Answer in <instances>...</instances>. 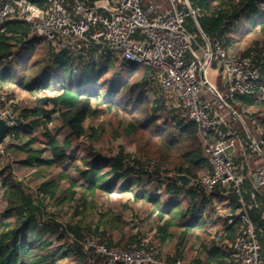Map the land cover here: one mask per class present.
<instances>
[{
  "label": "trees",
  "instance_id": "obj_1",
  "mask_svg": "<svg viewBox=\"0 0 264 264\" xmlns=\"http://www.w3.org/2000/svg\"><path fill=\"white\" fill-rule=\"evenodd\" d=\"M188 1L192 9L200 10L198 23L213 44L219 41L225 49H230L244 37L256 32L264 34V0ZM188 19L197 30L193 18L189 16ZM242 22L246 28L243 34L239 31ZM24 48H27V61L22 63L18 54ZM252 54L261 68L260 84L264 87L262 41H255L239 56ZM136 67L120 61L108 50L99 52L92 49L84 55L56 53L46 39L33 36L28 25L17 21L0 22V85L16 84L28 91L44 88L57 93L54 97L42 99L39 107L33 110L24 109L21 114L30 122L14 130L17 139L22 130L24 137H31V143L14 149L16 153L27 154L28 168L42 171L60 169L70 159L69 149L73 141L86 136L87 121L105 108L129 118V131L134 135L135 144L134 153L127 154L122 149L115 156L103 157L94 151L97 149L98 131L92 129V135L86 141V152L93 151V157L83 159L81 166L75 165L84 189V195L75 208V215L82 214L84 218L76 225L46 220L44 215V202L58 196L61 182L68 180L69 176L62 173L59 180L43 182L38 189L42 197H37L27 194L23 183L11 173L6 175L3 187L8 205L0 220V264H64L58 263L64 258H69L65 264H105V255L98 254L96 247L91 246L90 253L84 250L85 244L93 238L108 252L139 249L150 253L160 264H187V249L193 245L194 233L201 229L207 236H212L210 229L219 224L218 241L211 242L213 246L209 250L204 246L199 249L195 262L188 264H235L229 254V244L241 232L242 213L237 214L242 208L241 198L251 206L248 214L262 246L261 260L264 264V194L255 193L253 199L251 193L243 192V188L241 195L231 189L227 198L229 203L225 207L230 208L235 223L231 224L230 217L219 214L214 198L223 197L226 190L218 185L215 193L207 195L197 183L211 172L198 125L188 118L182 107L173 105L155 79L153 70ZM12 68H15L14 73L10 72ZM53 80L57 83L54 87L51 86ZM230 100L232 108L245 110L254 107L256 113H246L248 121L243 120L248 125L251 118H257V129L263 141L260 148L264 153V99L237 94ZM48 105L52 106L50 111L45 109ZM55 121L58 123L55 131L47 130ZM40 127L44 128L47 145L42 151L31 146L37 140L34 133ZM59 131L65 133L63 142L56 138ZM11 148L9 150L14 151ZM42 155L46 157L40 159ZM254 155L260 157L258 153ZM172 173L188 175L192 179L190 186H181L170 177ZM73 180L70 181L71 187L75 185ZM245 188L252 190V182H245ZM97 192L108 195L131 193L140 207L138 216L141 222L156 215L159 224L155 227L154 239L160 246L170 243L177 249L187 244L188 248L176 251L166 261L161 258L162 253L155 255L150 250L152 243H144L145 233L141 230L133 233L129 229L132 224L123 215L129 204L123 203L122 199L106 205L98 213L95 229H89L88 235H84L79 224L89 217L86 213L87 196H94ZM71 194L73 197L76 193ZM143 213L145 215L141 217ZM10 219L13 221L8 222ZM57 235L60 245L56 251H51ZM204 252L207 258L203 263L199 256Z\"/></svg>",
  "mask_w": 264,
  "mask_h": 264
},
{
  "label": "built area",
  "instance_id": "obj_2",
  "mask_svg": "<svg viewBox=\"0 0 264 264\" xmlns=\"http://www.w3.org/2000/svg\"><path fill=\"white\" fill-rule=\"evenodd\" d=\"M171 4L172 9L161 14L163 5L155 1L145 10L142 0H0V22L17 21L28 25L31 34L46 39L56 53L84 55L92 49L108 50L120 61L153 70L166 96L172 102L178 100L175 106L182 107L188 118L198 125L211 167V172L197 181L200 189L212 195L217 186L222 185L226 190L222 201L227 203L229 191L235 189L241 195L244 182L232 157L235 140L238 139L236 142L243 150L264 157L260 148L263 141H258L237 112L226 107L223 96L211 84L209 71L213 69V48L218 58L216 69L218 74H223L229 99L237 94L264 99L261 68L254 54L241 57L225 49L219 41L213 44L202 34L204 44L201 46L196 36L185 28L187 18L197 19L200 10L192 9L187 0H171ZM150 14L155 16L151 18ZM193 44L199 46L200 52ZM203 73L206 82L202 80ZM210 95L219 101L218 108ZM8 104V95L0 93V120L9 127L7 138L0 136V158L6 156V143L15 136L14 130L27 124ZM223 107L226 110L221 109ZM244 111L251 115L256 113L254 107ZM232 116L242 123L247 142L243 143L238 132L233 131L229 122ZM250 122L258 126L257 118H251ZM259 181L264 185V172H260ZM260 194H264V190ZM255 197L254 193L252 198ZM240 202L242 208L237 214L242 213L241 232L229 244V254L235 264H262V246L256 228L245 201L241 198ZM228 217L231 224L235 223L233 215ZM94 247L98 254L105 255V264H160L142 251L117 249L108 252L105 247Z\"/></svg>",
  "mask_w": 264,
  "mask_h": 264
},
{
  "label": "rangeland",
  "instance_id": "obj_3",
  "mask_svg": "<svg viewBox=\"0 0 264 264\" xmlns=\"http://www.w3.org/2000/svg\"><path fill=\"white\" fill-rule=\"evenodd\" d=\"M147 1L148 0H142V7L147 10ZM150 2H157L161 3L163 5V10L160 12L161 14L165 13L166 11H169L172 9L171 0H149ZM147 3V4H146ZM178 7L183 8V5L177 4ZM159 13V14H160ZM151 18H153L155 15L150 14ZM194 20V19H193ZM195 22V21H194ZM196 24V23H195ZM241 24V23H240ZM241 28L239 29L240 33H244L246 31V28L243 26V22L241 25H239ZM243 26V27H242ZM185 28L192 34L196 36L197 42L202 46L204 44V40L202 38V35L200 31L195 30L194 26L190 22V20L187 18V21L185 23ZM241 34V35H242ZM245 38V39H244ZM240 40H238L234 46L229 47L230 50H232L235 54L241 55V53H244L247 51V49L255 42V41H262L264 43V34L262 32H256L254 35L249 37H244ZM193 48L200 52L199 46L196 44H193ZM215 50L216 48H213L214 51V59H213V69L209 71V80L212 85L216 86L219 93L223 96V101L227 103H231V100L229 99L227 95V91L224 88V78L223 74H218L217 72V64H218V58L215 56ZM26 53L27 48H24L21 50V52L18 54L20 57H18V60L20 62H26ZM256 54V52H253ZM187 57L190 59L191 54L189 53ZM138 67H136L137 69ZM15 68L10 69L11 73H14ZM56 82L53 80L51 83V86H56ZM0 93H6L8 95V106L13 109V111L19 115V117L22 116V112L24 109H35L36 107H39V103L42 99L45 97H54L57 95L56 92H51L50 89H44V88H35L34 91H28L26 89H23L19 87L16 84H7V85H0ZM210 99L215 102V106L219 107V101L214 96L210 95ZM175 106L178 104L177 101L172 102ZM222 103V102H221ZM237 113L246 121H248V117L246 116L245 111L241 107H235L233 106ZM47 111H50L52 109L51 105H48L45 107ZM223 110H226L225 107L221 108ZM25 119V118H24ZM231 120L234 121L233 125L230 123L231 127L233 128V131L238 132V134L241 137V140L244 142H247L246 136H245V130L240 122L239 119H236L235 117H231ZM230 120V121H231ZM27 124L30 122V120L25 119ZM239 121V123L237 122ZM258 141L262 140L260 135V130L257 129L258 127L252 125L251 123L248 124ZM23 127V126H22ZM56 127H58L57 121L50 124L47 128V130H50L51 132H54ZM86 131L87 134L85 137H83L81 140L73 141V148L69 149L70 159H68L60 169H49L47 171H42L38 168H28L26 166L27 163V154L22 153H16L14 149H17L23 144L31 143V137H24V130L20 131L19 138L17 139L15 136L8 139L6 143V156L0 158V220L3 219L5 211L7 209V201L4 198L5 188L3 187V180L11 173V175L17 180L23 183V185L26 187L27 194H31L37 197H42V195L38 192V189L40 185L43 182H46L48 180H59L60 174L64 173L66 176H69L68 180H63L61 182V188L59 189L58 196L49 199L44 202V209H45V218L46 220H54L56 222L62 223V224H75L78 221L83 220V215L78 214L75 215V208L78 205V200L81 198V196L84 195V189H83V181L80 178V174L77 172L75 165L81 166L83 164L82 160L87 158H92L93 151L86 152V141L87 139L92 135L93 130H97L98 135V143L96 145L97 149H94V151H98L101 153L103 157H109V156H115L121 152L122 149L127 154L134 153L135 151V144H134V135L131 134L129 131V118L124 114H119L113 110H109L107 108L103 109L101 112L99 111L98 115L96 117L90 118L86 125ZM243 129V130H242ZM35 137L37 138L36 142H33L31 146H33L34 150L42 151L47 147L46 145V138L44 136V128L40 127L35 131ZM65 133L62 131H59L56 135V138L63 142L65 139ZM238 145V142H236ZM239 146V145H238ZM12 147L14 151L9 150V148ZM95 147V146H93ZM251 151V150H250ZM253 155V154H252ZM46 155H42L41 158H45ZM239 160V159H238ZM237 160V161H238ZM238 164H240V161L236 163V166L238 168ZM241 168V167H240ZM11 169V170H10ZM107 169V168H106ZM105 170V168H103ZM75 179V181L73 180ZM73 180L75 182V185L71 187L70 181ZM69 181V182H68ZM71 190V191H69ZM71 192H75L76 194L72 197ZM118 199H122L123 203L129 204L128 208H125L124 211V218L129 221L132 226L129 229L133 230V233H137L138 230H141L145 233V239L144 243L146 245L152 243L153 246H151L150 250L154 254L157 255L158 253H162L161 258H163L165 261L168 260L170 255H174L176 251L181 252L184 251L187 247V244L181 245L179 248L175 249V244H166L164 246H160L155 241V227L158 226L159 221L156 218V215L151 217L148 220H145L144 222L140 221V217L138 216L140 214V207L134 202L133 196L131 193H124V194H118V193H111L110 195L106 193L97 192V194L87 196V204H88V212H86L89 217H87L86 220L83 221V223L79 224L80 228H82V231L84 235H88L89 229L94 230L96 223L98 221V213L102 212V209L106 207V205H110L112 202H115ZM225 202L222 201V204L218 205L216 209L218 210L219 214L222 215L223 212V204ZM222 206V207H221ZM221 207V210H220ZM144 213L141 215V217H144ZM13 221V219L8 220V222ZM211 227V225H209ZM221 225H217L215 228L212 227L210 229L209 236L206 235V233L203 230H198L194 233V237L192 236L193 245H189V251L188 255L186 256V262L187 264L192 262L194 263L196 258L199 254V249H203L204 247H207L209 250L213 244L211 242H217L220 238L219 234L217 233V229L220 228ZM128 230V229H127ZM131 232V231H130ZM59 235L55 237L52 243L51 251H56L57 248L60 245V242L57 240ZM200 238V239H199ZM94 239V240H93ZM88 243L85 244V252L90 253V247L91 246H98L95 241L96 239L93 238ZM210 243V244H209ZM204 246V247H203ZM187 247V248H188ZM130 251V250H128ZM132 251H142L145 254L150 253L144 251V250H132ZM154 258V257H153ZM200 260L205 262L207 255L204 252L199 256ZM155 259V258H154ZM156 260V259H155ZM69 261V258H64L63 260H58V263H67ZM158 261V260H156ZM185 264V263H184ZM215 264V263H213ZM228 264H233L228 263Z\"/></svg>",
  "mask_w": 264,
  "mask_h": 264
},
{
  "label": "crops",
  "instance_id": "obj_4",
  "mask_svg": "<svg viewBox=\"0 0 264 264\" xmlns=\"http://www.w3.org/2000/svg\"><path fill=\"white\" fill-rule=\"evenodd\" d=\"M149 3H150V1H148V4ZM224 88H225V86H224ZM225 103L227 104L226 107L233 109L231 107V105H229V103H227V102H225ZM230 120H231V118H230ZM229 122L232 123V125L234 123L233 120H231ZM237 122L239 123V121H237ZM224 130H226V129H224ZM237 140L238 139L235 140V149H234V153H233L232 157H233V161H234L235 166H236V163L238 161H240V164H238V168L236 167V169H237L239 176L244 178V182L242 184L243 192L245 191L247 193H251L252 196L254 193L260 194V192H262L264 190V185H262L259 181L260 172H262V173L264 172V157L262 155H259L260 157H258L257 155H254V153H251L249 150H246V149L243 150L241 147H239L237 145V143H236ZM245 172H246V175H244ZM257 174H259V175H257ZM255 177L257 178L256 181H255ZM247 181L252 182V186H253L252 190L245 188V182H247ZM215 199H216V202H214L215 207H217L219 204L220 205L222 204V199H223L222 196L215 197ZM228 203L229 202L227 201V203L223 204V212H226V213H222V216H228L230 214V208L225 207L226 205H228ZM245 203H246V201H245ZM221 207H220V210H221ZM247 208L249 210L251 208V206L247 205ZM225 243L229 244L227 241Z\"/></svg>",
  "mask_w": 264,
  "mask_h": 264
},
{
  "label": "water",
  "instance_id": "obj_5",
  "mask_svg": "<svg viewBox=\"0 0 264 264\" xmlns=\"http://www.w3.org/2000/svg\"><path fill=\"white\" fill-rule=\"evenodd\" d=\"M188 1V0H187ZM189 2V1H188ZM195 23H196V26L198 28V30L200 31V33L206 37L203 33V31L201 30L200 28V25L198 23V20L197 19H194ZM202 80L204 82H206V79H205V75L204 73L202 74ZM224 103V102H223ZM232 111L234 112V110L232 109ZM9 131V127L5 124V122L3 120H0V136L2 139H6L7 138V132ZM250 139L252 140L253 139V136H250ZM170 177L173 178L174 180H176L181 186L183 187H188L190 186L191 182H192V179L188 176V175H185V174H176V173H172L170 174ZM257 180V178L255 177V181Z\"/></svg>",
  "mask_w": 264,
  "mask_h": 264
}]
</instances>
